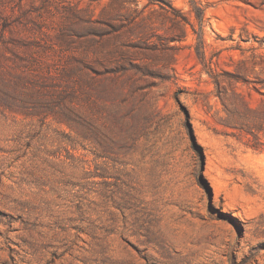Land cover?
Here are the masks:
<instances>
[{"label": "rangeland", "instance_id": "rangeland-1", "mask_svg": "<svg viewBox=\"0 0 264 264\" xmlns=\"http://www.w3.org/2000/svg\"><path fill=\"white\" fill-rule=\"evenodd\" d=\"M0 264H264V0H0Z\"/></svg>", "mask_w": 264, "mask_h": 264}, {"label": "trees", "instance_id": "trees-1", "mask_svg": "<svg viewBox=\"0 0 264 264\" xmlns=\"http://www.w3.org/2000/svg\"><path fill=\"white\" fill-rule=\"evenodd\" d=\"M191 6H192L193 10H195V13H196L197 7L194 5V3H191ZM196 16H197V18H200V15L198 13H196Z\"/></svg>", "mask_w": 264, "mask_h": 264}]
</instances>
